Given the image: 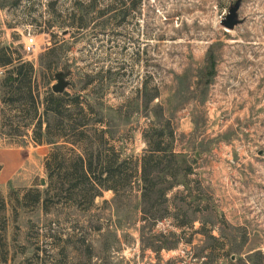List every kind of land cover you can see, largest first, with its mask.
Instances as JSON below:
<instances>
[{
    "label": "rangeland",
    "instance_id": "374dc122",
    "mask_svg": "<svg viewBox=\"0 0 264 264\" xmlns=\"http://www.w3.org/2000/svg\"><path fill=\"white\" fill-rule=\"evenodd\" d=\"M20 64L41 113L60 79L89 96L131 185L35 203L52 146ZM0 166V264H264V0H0Z\"/></svg>",
    "mask_w": 264,
    "mask_h": 264
},
{
    "label": "trees",
    "instance_id": "16d2710c",
    "mask_svg": "<svg viewBox=\"0 0 264 264\" xmlns=\"http://www.w3.org/2000/svg\"><path fill=\"white\" fill-rule=\"evenodd\" d=\"M33 77L36 78L35 67L20 64L6 81L11 87L17 85L18 93L26 87L35 120L32 139L37 145L52 146L45 158L49 183L44 192L34 190L35 203H42L47 211L55 203L89 210L105 191L118 193L131 185L135 172L130 169V174L129 160L124 158L121 146L107 138L108 131L99 127L104 119L89 96L70 91L56 93L50 88L41 113ZM147 164L144 159L145 172ZM147 181L151 188L157 183L150 178Z\"/></svg>",
    "mask_w": 264,
    "mask_h": 264
},
{
    "label": "built area",
    "instance_id": "2783aa9c",
    "mask_svg": "<svg viewBox=\"0 0 264 264\" xmlns=\"http://www.w3.org/2000/svg\"><path fill=\"white\" fill-rule=\"evenodd\" d=\"M38 50V44L36 42V38L34 36L29 37L26 39L25 42V51L27 54H36ZM2 74L4 73L3 71L1 72Z\"/></svg>",
    "mask_w": 264,
    "mask_h": 264
},
{
    "label": "water",
    "instance_id": "95a60500",
    "mask_svg": "<svg viewBox=\"0 0 264 264\" xmlns=\"http://www.w3.org/2000/svg\"><path fill=\"white\" fill-rule=\"evenodd\" d=\"M236 24H237V22L234 21V22L230 23V26L234 27ZM68 86H69V82L68 81L60 79L58 84L53 86V90L56 93H62V92H64L67 89Z\"/></svg>",
    "mask_w": 264,
    "mask_h": 264
}]
</instances>
